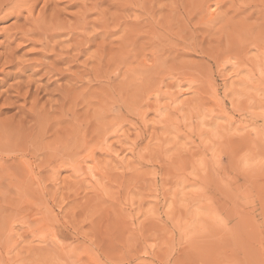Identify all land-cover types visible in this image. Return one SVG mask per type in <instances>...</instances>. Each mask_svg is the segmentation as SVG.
<instances>
[{"label":"rangeland","instance_id":"374dc122","mask_svg":"<svg viewBox=\"0 0 264 264\" xmlns=\"http://www.w3.org/2000/svg\"><path fill=\"white\" fill-rule=\"evenodd\" d=\"M24 1L0 264H264V0Z\"/></svg>","mask_w":264,"mask_h":264},{"label":"bare ground","instance_id":"6f19581e","mask_svg":"<svg viewBox=\"0 0 264 264\" xmlns=\"http://www.w3.org/2000/svg\"><path fill=\"white\" fill-rule=\"evenodd\" d=\"M8 1H10V0H8ZM47 2H48V0H30V1H29V0H25V1H24L25 5H28V6H29V9L27 10V14H28V15H29V14L32 15L33 12H35V10H36L37 5H38L39 3H42V7H41V9L39 10V15H40L41 13L44 12ZM0 8L2 9V8H3V5H1ZM8 9H9V11H10L9 14H12V15H15V16H18V15L21 14L20 11H18V10H14L13 8H8ZM1 12H2V11H1ZM1 12H0V13H1ZM7 16H8V14H4V16L2 17V19L6 18ZM0 73L4 74L5 77L10 76L8 73L5 74L3 70L0 71ZM18 92H19V91H18ZM18 92H17V93H18ZM19 94H20V92H19Z\"/></svg>","mask_w":264,"mask_h":264}]
</instances>
